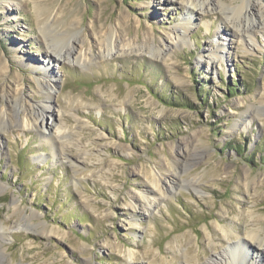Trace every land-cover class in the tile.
Wrapping results in <instances>:
<instances>
[{
	"label": "rangeland",
	"instance_id": "rangeland-1",
	"mask_svg": "<svg viewBox=\"0 0 264 264\" xmlns=\"http://www.w3.org/2000/svg\"><path fill=\"white\" fill-rule=\"evenodd\" d=\"M33 1L92 59L49 62V102L45 44L64 40L39 30ZM219 1L168 47L187 18L179 0H0V107L14 100L38 126L0 132V264H222L239 242L236 264H264V0ZM249 13L263 15L255 44L230 34ZM110 29L119 46L100 58ZM146 36L166 51L150 56Z\"/></svg>",
	"mask_w": 264,
	"mask_h": 264
},
{
	"label": "bare ground",
	"instance_id": "bare-ground-1",
	"mask_svg": "<svg viewBox=\"0 0 264 264\" xmlns=\"http://www.w3.org/2000/svg\"><path fill=\"white\" fill-rule=\"evenodd\" d=\"M7 1V0H6ZM19 1L21 0H8V2H13L14 5H17L19 3ZM181 2V4L184 6V8L187 9V18L179 25H177L176 29H175V38L172 41V45H168V47H175L177 45H185L186 43V39L188 37V33H189V25L190 24H194V17L199 16L201 17L202 15V11L205 9L206 6H216L221 5L219 0H179ZM33 13H34V17H36L35 22H37V26L39 27V30L41 32H44V27L45 25H52L50 27H54L55 25H53L54 21L57 20V14H52V10L50 8V5H45L42 6L40 4H38V2L33 1ZM211 4V5H210ZM244 4V3H243ZM243 4H241V7L239 6H233V5H227L225 9L223 10H227L230 12V14H235V12H238V17L242 14L243 9H245V6H243ZM222 6V5H221ZM9 10V9H8ZM260 13V12H259ZM258 13L257 16H260ZM261 14V13H260ZM225 18L224 21L226 23H224L226 26L227 24L229 25L227 20H230L228 15H224ZM256 16V17H257ZM250 17L254 20L253 24H248L249 21L251 20ZM122 21H126L128 19L127 16L122 15ZM262 19H263V15H261L259 17V19H255L253 16V13H249L247 16L245 15V19L244 21L239 19L237 22L236 20H234L233 22H231V24H233V28L231 27L230 30V34L232 36L233 39H237V40H241L240 38L242 37H246L247 40H250L252 42V44L256 43V39L255 37L252 36L253 31L259 30L261 29L263 26L262 24ZM72 25V24H71ZM258 25V26H257ZM257 26L258 29H256L255 27ZM69 27V26H68ZM250 27H252V29H250ZM75 26H71L70 28H59V26H55L54 28V32L56 37L60 36L62 37V39L64 40V44H63V49L61 51H57L55 49L51 48V43L46 42L45 44V54L47 57H45L47 60V64L44 65V67L41 69L44 73V77L42 80V86H44V90H46V97L45 100L47 102H49L52 98V92L56 86L57 83V78L53 72V70H50L48 67L49 62L51 63H59L61 61L64 60H72L74 63L79 64V65H86V64H90L92 59L90 58V56L88 54L85 53H80V52H76L75 51V47H74V43L70 42V39L72 37H70L68 39V36L70 35V33L72 32V29L74 30ZM205 28L207 31H209V26L208 24H205ZM71 30V31H70ZM252 30V31H251ZM68 35V36H67ZM151 36H153L151 34ZM118 37L116 36V32H114L112 29L109 30L107 38L105 40V45H104V49L100 50V56L99 54L97 55L100 58H104L105 56H108L109 54H111L112 52L115 51V48L119 46V41H117ZM62 39H59L57 37V43L60 41H63ZM144 42H143V47H145L144 49L147 51L148 49H150L151 47L149 46V40L152 41V37L150 38L149 36L146 38H144ZM53 40V38H52ZM221 41V40H220ZM225 41V40H224ZM121 42V41H120ZM217 43L216 48H214V54L212 57V62L211 64L213 65L215 62V60L219 59V62L224 61L223 58H225V54H228L229 51V46L228 44H225L224 42ZM248 44V43H247ZM128 48V50L133 49V44L131 42H128L126 44H121V48ZM135 48V47H134ZM144 50V51H145ZM151 52L147 51V53L152 56V57H157L158 55L163 54L164 51H166V49L164 50L163 48H160L159 46L153 47L152 49H150ZM64 52V53H61ZM97 57V58H98ZM211 60V59H210ZM226 60V59H225ZM26 62V60H24ZM24 63V62H23ZM6 70V64L3 60L0 59V74H3ZM14 95V94H13ZM18 96V95H17ZM16 96V97H17ZM15 99V98H14ZM18 100V99H17ZM16 101V99H15ZM20 101V100H19ZM12 103V110L7 111L6 108L0 107V132H3L5 126H7L8 128H19V129H28L31 127H35L37 128V122H35V120H33L32 114L26 113L27 110L25 109L26 107H24L22 104L18 107L14 104H16V102H14V100L11 102ZM20 103V102H18ZM9 105V104H8ZM40 109H42V112L45 113V115H47L49 118H52L53 115L58 114L55 113L53 110H51V106L50 105H46V106H40ZM44 113H43V117H42V121L44 119ZM16 117L17 119L14 120L13 117ZM40 132L45 134V133H49V130L40 126ZM58 131L59 134H62V132H60L59 129H56ZM195 184L192 183L191 185H189L190 187H193ZM154 188L156 190H159V184L157 183V181L154 184ZM3 187L0 188V191H2ZM161 191H163V188L160 189ZM15 207V205H14ZM151 207V206H150ZM1 225L5 226L4 223H1ZM219 229H221V227H218ZM6 232L4 227L0 228V239H4V237L6 236ZM254 237L257 241V246L258 247H262L264 246V242L261 240H258V234L254 233ZM240 240V239H239ZM244 240L242 239L241 242H243ZM253 241V239H252ZM244 243V242H243ZM263 244V245H262ZM242 245L239 244L236 245V247H230L229 245L227 246L226 249H224V256L220 255L218 258H216V261L222 263V264H236L237 262H234L233 260H240L241 258V247ZM264 251V249H263ZM3 252V251H2ZM0 252V254L3 255V253ZM243 258V257H242ZM246 258V257H245ZM244 258V262H247L248 264H253L252 262H250L249 260H247V258ZM130 259H132L130 257ZM207 264H212V263H207ZM216 264V263H215Z\"/></svg>",
	"mask_w": 264,
	"mask_h": 264
}]
</instances>
